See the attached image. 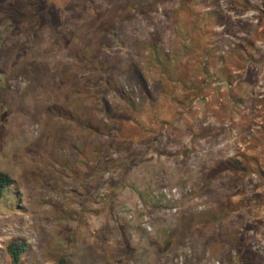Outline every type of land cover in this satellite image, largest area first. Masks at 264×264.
<instances>
[{
  "label": "rangeland",
  "instance_id": "1",
  "mask_svg": "<svg viewBox=\"0 0 264 264\" xmlns=\"http://www.w3.org/2000/svg\"><path fill=\"white\" fill-rule=\"evenodd\" d=\"M0 264H264V0H0Z\"/></svg>",
  "mask_w": 264,
  "mask_h": 264
},
{
  "label": "trees",
  "instance_id": "2",
  "mask_svg": "<svg viewBox=\"0 0 264 264\" xmlns=\"http://www.w3.org/2000/svg\"><path fill=\"white\" fill-rule=\"evenodd\" d=\"M13 185V181L6 174L0 173V201L5 197L6 191ZM11 264H21L22 256L26 253L23 244L12 243L6 248Z\"/></svg>",
  "mask_w": 264,
  "mask_h": 264
}]
</instances>
